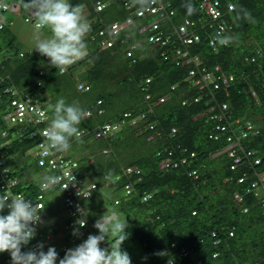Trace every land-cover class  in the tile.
<instances>
[{
	"label": "trees",
	"instance_id": "trees-1",
	"mask_svg": "<svg viewBox=\"0 0 264 264\" xmlns=\"http://www.w3.org/2000/svg\"><path fill=\"white\" fill-rule=\"evenodd\" d=\"M9 1L4 0L6 4ZM91 1L69 0L71 5L87 10V18L92 20L91 34L111 21H132L114 36L108 48H98L96 38L86 37L87 56L64 74L54 66L44 67L48 59L38 52L27 56H19L17 49L10 52L14 35L8 27L0 30V38L5 39L3 48L10 52L0 55V128L4 127L1 115L5 103L13 93L35 97L51 116L59 98L77 102L91 114L79 130L113 123L128 112L130 117L112 137L92 139L85 134L82 142L71 140L68 151L79 156L78 166L84 174L95 176L98 182L111 181L118 175L101 190L103 194L92 195L83 204L86 215L92 220L113 212L125 216L129 237L122 248L132 264H264L261 205L248 195L241 203L232 199L234 191L243 189L234 181L239 170L230 168L226 153H219L227 144L225 138L231 127L235 134L244 121H250L257 132L248 131L239 141L241 148L264 149V0H226L233 7L228 18L232 30L223 39L215 35L213 45L208 39L215 24L208 28V18L198 10L197 0H170L175 22L195 16L205 22L195 26L199 40L186 49L191 56H199L198 66L211 71L219 66L231 77L217 88L191 83L198 74L189 76L187 71L194 64L174 66L168 60L161 61L157 46L135 62L124 57L122 49L129 44H136L137 56L147 49L146 35L137 32V27L155 15L143 18L135 14L144 1L130 0L134 6L125 10L121 0H108L99 12L93 10ZM4 19L10 22L8 17ZM80 65L84 69L78 77L90 86L86 92L74 88L73 76ZM145 77L151 79L148 101L139 89ZM161 95L166 98L163 102L150 104ZM96 99L101 100L99 114L89 109ZM140 113L145 117L129 122ZM236 119L237 124H228ZM148 123L153 125L151 130L146 127ZM148 133L151 138L147 141ZM33 141L11 140L1 148L12 176L19 179L16 188L30 197L38 193V183L46 176L28 153ZM126 167H135L137 172L124 174ZM127 184L131 191L124 195ZM41 196L43 216L51 215L53 207H62L60 196L53 190ZM242 206H248L245 213H240ZM54 223H46L43 230L56 236L60 230ZM61 239L63 242L55 239L51 246L66 244L67 236ZM0 264H11L8 252L0 253Z\"/></svg>",
	"mask_w": 264,
	"mask_h": 264
},
{
	"label": "clouds",
	"instance_id": "clouds-1",
	"mask_svg": "<svg viewBox=\"0 0 264 264\" xmlns=\"http://www.w3.org/2000/svg\"><path fill=\"white\" fill-rule=\"evenodd\" d=\"M143 1H144L143 6L135 9V13L136 10L139 9L143 10L144 7L147 5L148 0H140V2ZM216 1L218 3L217 9L219 11V15L214 20L211 19L209 15L205 14L201 9L200 7L201 0H197L196 2L197 8L199 11H202L205 14V16L208 18L209 21L207 22L208 24L213 23L217 25L222 22L225 27L224 33L229 34L231 33L232 30V24L229 22V19L231 18L230 12L232 11L233 8L232 4L226 0L223 1L216 0ZM97 2L101 3L100 8H97L96 5ZM160 2L161 4H166V3L168 4L166 8L167 14L160 21L161 25L165 27V32L171 33L172 28L174 27L176 28L177 26L181 25L184 22V20H191L195 22V25L193 26V31L195 33L196 31L194 29L197 24L205 25V22H201V18L199 16H195L194 18L183 17L179 19L177 22H175L174 8L170 0H160ZM91 3L93 10L95 12H99L109 2L108 0H92ZM124 3L130 7L126 9ZM8 4H11V6H13V9L8 7L7 9L0 11V19H1L0 30H2L5 27H8V24L10 23L9 21L3 18V14L5 12H11L15 14H18L20 12V5L15 3L13 0H10ZM228 4H230L231 6L230 8H227ZM121 5L125 10L133 8L134 6L132 1L130 0L129 1L121 0ZM24 7L26 10L30 12L32 16L30 22L33 23V18H35V20L37 21L33 23L35 26V31L33 34V39L35 41V44L32 49H35V51L38 52L40 55L46 57L48 59L46 62H49V67L54 66L56 69L59 70V72H61V74L67 72V70L72 65L76 64L80 60H83L87 56L88 53H87V43L85 40L86 37H89L91 40L96 38L98 43V48L101 49L108 48L111 45L106 46L104 43H102V41L103 40L113 41L114 36H116L117 33L120 31L119 30L114 35H109L108 29L110 28L111 23L113 22L121 23L125 20L124 19L121 21H111L106 26L97 28L95 33L91 34V30L93 31V29H91L90 22H92V20L87 18L88 16L87 10L84 8H82L81 10L79 6L71 5L69 3V0H28V2L24 4ZM169 10L171 11L170 14L168 13ZM146 17H152V16H145L143 18ZM211 20L212 22H210ZM25 21H27V19H25ZM150 21L152 20H149L147 22H142L137 27V32L146 35L145 40L147 44L146 46L147 49L145 51H141L140 54H138V56L135 55V51H134V49L136 48V44H129L127 46H124L122 49L124 57L129 59L131 63L139 59L142 53L151 52L150 50L152 46H157V48L160 50L165 48V47L159 48L158 45H153L149 43V41L147 40L148 32L139 30L140 26L144 24H148ZM129 24L123 26L122 29L126 28ZM44 28H49L50 31L52 32V35L47 37L44 36L42 31H40L41 29ZM99 32H102V34H100ZM171 39H174L175 42L178 40L176 37L174 38L173 35H171ZM168 48H170V46H166V50ZM159 51L157 53V57L161 61L166 62V60H163L159 57ZM21 55L22 54L20 53L19 56ZM168 62L174 65L172 60L169 59ZM199 63L200 61L198 60V64ZM198 64L194 65L192 68H189L188 71L190 69L199 70L200 68H204V70L209 71V69L201 65L198 66ZM174 66H178V65H174ZM214 67L212 68V70L214 69ZM81 70H82V65H80L75 69V75L73 76L74 88L78 92H86L89 90L90 86L88 83H86L85 81H83L78 77V74ZM196 74L198 73L195 72L194 75H189V74L188 75L195 76ZM198 77L199 74L197 75L196 78ZM194 79L195 78L191 79V83H193ZM150 81H151L150 77H145L139 82V89L143 93V99L145 101H148L151 98L150 93L147 92V88ZM172 88L173 86L170 87V89ZM13 94L14 95L12 97L18 95L16 93ZM30 97L36 99L35 97L32 96ZM165 99H166L165 96L161 95L157 97L156 101L150 102V104L155 105L159 102H163ZM9 100L10 98L5 103V107H6L5 112L1 115V120L4 127L0 128V131L6 130V135L0 136V139L5 138L4 141L0 140V154L3 157V161H4L3 165L9 169V174L12 176L10 172V168L6 163L7 157H5L4 154L1 152V148H3L8 142H10L11 140L20 139L17 137V135L13 133L14 130H16L18 127L16 125H11L7 123L3 119V116L9 110V106H8ZM99 104L101 105V100L96 99L90 103L89 109L91 110L96 109V113L99 114L102 112L101 106ZM37 106L43 108L46 112V113L41 112L39 114L41 120L38 122H43L44 118L46 117V114L48 116L45 126L47 125L49 127L45 129L43 132L44 138L48 141L44 155L45 156L53 155L54 156L53 159H55V157L57 156L54 161L56 167H51V164L49 163L48 159H46V162L44 164L39 165L37 163L38 155L35 153V148H34L35 143L37 141V137L34 136L32 138H23L24 140H29V139L34 140L30 148V151L28 153L35 158L36 166L40 167L41 172L46 175L43 178V180H40V182L38 183L37 186L38 193L53 190V192H56L57 195L60 196L62 201L61 206L64 212V218H63L64 222H62L61 224L60 231L62 233V236H67V238L70 240L71 236L74 237V235L78 234L79 229L73 230L72 228L70 231H66L64 229V226L67 222V211L63 204L64 203L63 189H66L68 185L72 182L69 181L68 183L65 184L64 188L61 189L59 187L60 178H58L57 176L62 175L61 171L63 172L65 169H68L77 179H80L81 181L85 182L88 185L89 184L93 185V187L90 188V190L86 193L78 192V195L83 196L79 199L81 204L82 218L79 219L76 223L79 225L80 228L85 227L86 222L88 224L94 223L93 226L96 229H98V234L95 230L93 229L91 230L89 227L86 226L85 227L86 229H84L87 235L86 239L84 237H79V238L74 237L76 239L83 240L76 247L69 249L67 244H63L58 246L57 248H54L51 246V244L56 241L55 239L58 240L59 238H57V235L53 236L47 231L43 230V226L48 222H54V218H52V214L48 216H43V214H41V212L44 209V205H42L41 199H40L41 206L38 207L35 204L36 202L35 196L37 193L33 197L25 195L30 199H26L22 195H16V196H11L7 194L1 195L2 188L0 187L1 190L0 212H3L4 210H8L6 215H0V253L8 252L11 257V264H57L58 253L60 255L58 264H132L129 253L122 248V244L129 237V233L126 231L129 225L125 216L121 217L117 213L113 212L112 214L107 216L102 215L97 220H92L86 215L83 208V204L87 200H89V198H91L92 195L94 198V196L98 194L99 190L101 191L103 188H105L109 184V182L111 181L113 182L117 180L118 175H115L111 181L108 180V181L98 182L95 176L86 175L83 173V170L80 169L78 166L79 163L77 159L79 156L75 153L68 151L71 148V140L75 138L81 140L82 142V136L85 134L90 135L92 139H98V138L104 139V138L112 137V135H114L119 130L120 126L124 123V120L130 117V114L128 112H124L122 113L121 118L119 120L113 123L104 122L100 125L95 126L92 130H86V129L79 130V126L81 125V123L86 119H88L91 114L90 112L80 107L77 102L67 103L63 97L59 98L53 107L52 116L48 114L47 109L45 107H42L38 101H37ZM144 117H145L144 113H140L134 118H131L129 122L132 123L135 121V119L138 118L141 119ZM105 125L109 127L108 132L104 134L96 135L97 133H99L100 129ZM146 127L148 130H151L153 128V125L151 123H148ZM150 138L151 135L150 133H148L147 136L145 137V140L148 141ZM213 139H217V138L213 137ZM227 146L228 144H226L219 151V153H226V156L231 162V158L228 156L229 149L227 148ZM233 149L238 152L237 147ZM263 150L264 149H260L257 151L262 153ZM132 170L137 172V169L135 167H126L123 171L124 174H129ZM237 170L239 171L235 179L241 174V170L239 168H237ZM15 178L17 179V181H19L17 177ZM235 179L234 181L236 182ZM72 180H75V178L72 177ZM41 183H42V188H41ZM126 190H128V192H126ZM130 191L131 188L129 187V185L128 184L124 185L123 188L124 195L128 194ZM145 197L146 195L142 196V200ZM250 199H254L256 202L260 203L262 208L261 212L262 214H264L263 213L264 201L262 202L260 199H256L255 197L252 196H250ZM241 202H237V203H241ZM247 210H248V206H242L240 208V213H245ZM37 225H38V230H37L38 235L41 236V239L45 241L46 244L43 246L42 243H39L36 245L35 250H29L26 245H28L29 241L35 237ZM228 235L230 236L231 232H228ZM102 243L103 246H101ZM23 246H26L24 247V249H27V251H22ZM43 248H47V249L43 250ZM56 250L58 251V253ZM64 251L65 254L63 256L62 253ZM212 256H214V254Z\"/></svg>",
	"mask_w": 264,
	"mask_h": 264
},
{
	"label": "built area",
	"instance_id": "built-area-1",
	"mask_svg": "<svg viewBox=\"0 0 264 264\" xmlns=\"http://www.w3.org/2000/svg\"><path fill=\"white\" fill-rule=\"evenodd\" d=\"M101 3L97 2V8H100ZM125 8H129L130 6L124 3ZM167 6L168 4H161L160 0H148L147 5L144 9L136 10L137 16H153L155 18L150 21L148 24H144L139 27L140 31H146L147 40L149 43L153 45H158L159 48H164L159 51V57L163 60H172L174 65L184 66L187 64L193 63L194 65L198 64V56H191L186 47L194 42L199 40V36L197 33L193 31V26L195 22L191 20H184V22L177 26L176 28H172L171 33L165 32V27H163L160 23L161 19L167 14ZM218 3L216 0H201L200 7L203 12L211 17V19H216L219 15V11L217 9ZM12 8L11 4H6L0 0V11L5 10L7 8ZM230 4L227 5V8H230ZM168 13L170 14L171 11L169 10ZM1 20V19H0ZM131 19L126 18L123 22H113L108 29L109 35H114L119 30L122 29L123 26L129 24ZM1 23V22H0ZM1 25V24H0ZM1 27V26H0ZM212 27V23L208 24V28ZM229 28V27H227ZM225 27L224 24L221 22L219 24H215L213 35L211 34L210 38L208 39L209 45H213L217 36H221L223 39ZM102 34V32H99ZM171 35L177 38L178 40L175 42L174 39H171ZM224 42V40H223ZM106 46H110L112 41L111 40H103ZM176 43V45H175ZM166 46H170L166 50ZM195 72L199 74L198 78H195L193 84H211L213 88H217L218 84L226 85L229 80H231L230 76H226L222 72H219L218 66H215L212 71L204 70V68H200L199 70L190 69L188 71L189 75H194ZM219 81V82H217ZM9 110L3 116L4 121L11 125H16L18 128L14 130V134L17 135L18 138H32L34 136L37 137V141L35 143V153L38 155L37 163L39 165L44 164L46 159H48L51 167H56L53 159L54 156H45L44 152L47 147L48 141L44 138L43 132L49 126H45L47 122L48 116L44 118L43 122H38L41 120L40 113H46L43 108L37 106V100L31 98L27 94H18L9 100ZM220 119V118H218ZM220 121V120H219ZM239 121L236 119L234 121H228V124L232 126V124H237ZM30 127V128H29ZM109 127L107 125L103 126L98 134H104L108 132ZM218 128V126L216 127ZM220 131H223L222 125L219 126ZM234 126L231 127V132L227 134L225 140L228 142L227 148L228 156L231 158V165L230 168H239L241 170V174L235 179L236 183L243 185V189L240 191H235L232 194V198L237 201L241 202L243 200V196L250 195L255 197L256 199H260L262 202L264 201V150L258 152L257 150L248 149L244 150L241 148L239 141L241 138H244L248 135V131L251 134H255L257 130L253 128V125L250 121H244L239 129L233 134ZM6 135V130L0 131V136ZM237 147L238 152L233 148ZM60 161V160H59ZM3 161V157L0 154V187L2 188L1 195H22L26 199H30L29 197L25 196L21 191L15 188L17 184V179L9 174V169L5 167ZM62 175H58L57 177L60 178L59 187L61 189L64 188L65 184L71 181L66 189H63L64 196H63V204L67 211V222L64 226L66 231H70L72 228L79 229L78 234L74 235V237H84L87 238L86 229L85 227H89L91 230H95L98 234V229H96L92 224H88L86 222V226L80 228L79 225L76 223L79 219H81V204L80 198L83 197L78 195V192L86 193L93 187V185H88L85 182L77 179L68 169H65L63 172L61 171ZM195 176V175H194ZM72 177L75 180H72ZM42 188V183H41ZM128 192V190H126ZM35 204L39 207L41 206V193H37ZM7 209V208H5ZM245 210V209H243ZM264 213V209H263ZM88 224V225H87ZM38 225L36 226V235L35 237L29 241L28 247L29 250H35L37 244L42 243L43 246L46 244L45 241L41 239V236L38 235ZM96 235V234H93ZM23 246L22 248L26 247ZM103 246V243L102 245ZM57 251V250H56ZM58 253V251H57ZM60 259V255L58 253L57 264Z\"/></svg>",
	"mask_w": 264,
	"mask_h": 264
},
{
	"label": "rangeland",
	"instance_id": "rangeland-1",
	"mask_svg": "<svg viewBox=\"0 0 264 264\" xmlns=\"http://www.w3.org/2000/svg\"><path fill=\"white\" fill-rule=\"evenodd\" d=\"M15 3L20 5V12L18 14L15 13H4V18L8 17L10 20V23L8 24V30L14 35V45L10 49V52L17 49L20 53L27 56L30 55L33 52H36L35 49H32L34 47L35 41L33 39V34L35 31V26L33 23L37 22L35 18H33V23L30 22L32 16L28 10L25 9L24 4L28 2V0H13ZM82 10V8H80ZM27 19V21H25ZM44 36H51L52 32L49 28L41 29ZM5 39L0 38V55L2 52L7 53L10 55V52H7L4 50V43ZM49 66V62H45L44 65ZM84 69V66L83 68ZM32 151V150H31ZM103 194L100 190L98 195ZM97 195V196H98ZM51 206H55L52 204ZM59 206V204H58ZM53 213L52 218H54V226H59V230L61 228L62 222H64V212L63 208H56L53 207ZM112 214V213H111ZM57 238L60 242H63L62 233L61 231L58 232ZM83 240L76 239L71 236L70 240L68 239L66 244L68 245L69 249L76 247L78 244H80Z\"/></svg>",
	"mask_w": 264,
	"mask_h": 264
}]
</instances>
